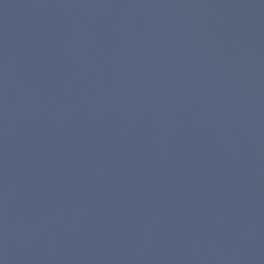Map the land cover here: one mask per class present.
Instances as JSON below:
<instances>
[{
  "label": "water",
  "instance_id": "95a60500",
  "mask_svg": "<svg viewBox=\"0 0 264 264\" xmlns=\"http://www.w3.org/2000/svg\"><path fill=\"white\" fill-rule=\"evenodd\" d=\"M0 264H264V0H0Z\"/></svg>",
  "mask_w": 264,
  "mask_h": 264
}]
</instances>
